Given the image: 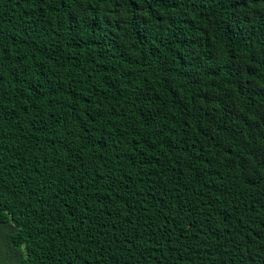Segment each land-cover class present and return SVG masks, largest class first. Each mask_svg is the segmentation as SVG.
<instances>
[{"label": "trees", "instance_id": "obj_1", "mask_svg": "<svg viewBox=\"0 0 264 264\" xmlns=\"http://www.w3.org/2000/svg\"><path fill=\"white\" fill-rule=\"evenodd\" d=\"M0 264H264V0H0Z\"/></svg>", "mask_w": 264, "mask_h": 264}]
</instances>
